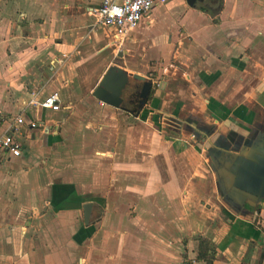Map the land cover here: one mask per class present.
<instances>
[{
    "label": "crops",
    "instance_id": "crops-1",
    "mask_svg": "<svg viewBox=\"0 0 264 264\" xmlns=\"http://www.w3.org/2000/svg\"><path fill=\"white\" fill-rule=\"evenodd\" d=\"M102 1L0 0V133L27 122L21 154L0 150V264H264V205H223L204 158L210 139L242 145L264 125V0H223L215 16L200 7L217 0H168L117 41L94 25ZM113 64L158 85L143 108L132 77L133 112L93 95ZM168 72L187 84L172 112ZM54 92L60 110L29 104Z\"/></svg>",
    "mask_w": 264,
    "mask_h": 264
},
{
    "label": "water",
    "instance_id": "water-1",
    "mask_svg": "<svg viewBox=\"0 0 264 264\" xmlns=\"http://www.w3.org/2000/svg\"><path fill=\"white\" fill-rule=\"evenodd\" d=\"M204 1L187 0V3L195 7L197 2ZM130 77L143 83L139 102L141 109L148 101L153 87L152 79L139 73L129 74L118 64L108 67L93 95L104 104L133 112L126 106V91L130 86ZM168 117L174 123L183 124L181 119ZM193 134L196 135L198 132L191 131L190 135ZM220 146L212 138L207 142L206 149L212 160L211 167L216 174L218 188L226 203L237 213L252 211L258 205H264V141L246 138L242 145ZM93 207L92 201L83 204L86 224L91 221Z\"/></svg>",
    "mask_w": 264,
    "mask_h": 264
},
{
    "label": "built area",
    "instance_id": "built-area-1",
    "mask_svg": "<svg viewBox=\"0 0 264 264\" xmlns=\"http://www.w3.org/2000/svg\"><path fill=\"white\" fill-rule=\"evenodd\" d=\"M167 2L168 0H103L98 7L91 10L90 14L95 18L94 25L111 28L115 32L114 41H117L136 29L141 21L149 16L154 6ZM29 104L40 105L52 110L61 109L58 92L46 96L43 100L31 98ZM2 118H4V113L0 108V119ZM6 121L8 127L0 133V150H6L14 156H19L22 143L18 133L27 122L22 114L10 116L6 118ZM28 125L35 128L40 126V123L31 121ZM192 137H195V134Z\"/></svg>",
    "mask_w": 264,
    "mask_h": 264
},
{
    "label": "rangeland",
    "instance_id": "rangeland-1",
    "mask_svg": "<svg viewBox=\"0 0 264 264\" xmlns=\"http://www.w3.org/2000/svg\"><path fill=\"white\" fill-rule=\"evenodd\" d=\"M130 44H126V45H123V47L122 48H125V47H131V46H129ZM115 48V46H113V47H111V48H109L108 49V52L110 53V55H111V57L113 56L114 57V61L115 62H117V61H119V60H121L123 63H124V58L123 59H121L120 57H123V56H120L119 54L120 53H118V52H116V53H113V49ZM117 48V47H116ZM123 51H125V49H121L120 50V52H123ZM136 58H134L132 55H129V56H127V60H128V62L129 63H132L131 61H133V60H135ZM120 61V62H121ZM121 62V63H122ZM176 63H177V66H179L181 69H184V68H186V66L184 65V64H182L179 60H177L176 61ZM149 73H151V72H148V75H149ZM154 73H156V72H154ZM165 79H168V80H170V81H173L174 82V84L172 85V92L173 93H175V94H173V93H171L172 95V97L169 99V100H171L168 104H167V106H166V111H169V112H172L175 108H177L178 107V101L180 100V99H182L181 97H180V94H179V92L180 91H184V90H187V84L186 83H184L183 82V80L182 79H174V76H172L171 75V73H167L166 75H165ZM164 79V80H165ZM175 80V81H174ZM131 81L133 82V81H135V79H131ZM156 87V89L158 88V85L156 84L155 85ZM162 87H165V83H163L162 84ZM156 89L155 90H153V92H155L156 91ZM164 89V88H163ZM183 96V95H182ZM183 100V99H182ZM202 103V102H201ZM188 106H190L189 105V102H188ZM199 104L197 105V107L199 108ZM188 108H190V107H188ZM185 110H187V109H185ZM160 118V120L161 121H163V123L161 124V128H163V129H167V130H172L173 131V129H172V127H170V126H175V127H177L178 129L180 128V127H178V123H176V124H174V122L173 121H171V119L168 117H166V116H161V117H159ZM185 133H184V136L186 137L187 135H189L190 133H191V130L190 129H187V130H185L184 131ZM169 133L170 134H168V135H177L175 132H171V131H169ZM166 134V133H165ZM180 138H182V137H180ZM192 141V140H191ZM204 158H208V164H209V166H211V163H212V160H211V158L209 157V153L208 152H205V154H204ZM202 161H203V157H202ZM204 169H205V171L207 170V171H209L210 172V170L206 167V166H204ZM210 174L211 173H209L208 175H209V177H207V178H205V180H210V178H211V180H212V177H210ZM212 182V181H211ZM218 185L215 183V184H213V183H211V184H209L208 186H207V188L208 189H217V195L220 197V200H221V202L223 203V205H225L227 208H230L231 210H233L227 203H226V200L223 198V195H222V193H221V191L219 190V188L217 187ZM234 211V210H233ZM235 212V211H234ZM235 213H237V212H235ZM210 216H212L211 214H209ZM218 215V214H217ZM216 215V216H217ZM206 216H207V214H206ZM214 216V215H213ZM220 217V218H219ZM219 217H217V218H219V219H216L215 220V225H216V227H218V223H220V221L223 223V224H225V223H227L226 222V218L228 217L226 214H225V212H224V208L222 209V206H221V210H220V213H219ZM208 219V218H207ZM210 220H212V219H210ZM217 230H218V232H220V229L219 228H216ZM220 234V233H219Z\"/></svg>",
    "mask_w": 264,
    "mask_h": 264
},
{
    "label": "flooded vegetation",
    "instance_id": "flooded-vegetation-1",
    "mask_svg": "<svg viewBox=\"0 0 264 264\" xmlns=\"http://www.w3.org/2000/svg\"><path fill=\"white\" fill-rule=\"evenodd\" d=\"M142 85H143V83H142ZM142 85H141V87H142ZM152 91V90H151ZM151 93V92H150ZM137 96L140 98V90H138L137 91ZM137 99L138 100V102H140V99ZM148 100H149V98H148ZM133 100H131V101H129V102H132ZM128 102V103H129ZM263 122H261V124H262ZM260 124V125H261ZM258 130H259V132L258 133H255L254 134V136H253V140L254 141H257V140H260V141H264V138H263V136H264V125L262 126H259V128H258ZM200 133V132H199ZM196 134L195 135V137H197V139L199 138L200 139V141H202V140H204L205 141V135H203V134ZM217 140V142L220 144V145H223V146H226V145H231V144H229L228 142H226V140H222V139H220V138H217L216 139ZM233 145V144H232Z\"/></svg>",
    "mask_w": 264,
    "mask_h": 264
},
{
    "label": "trees",
    "instance_id": "trees-1",
    "mask_svg": "<svg viewBox=\"0 0 264 264\" xmlns=\"http://www.w3.org/2000/svg\"><path fill=\"white\" fill-rule=\"evenodd\" d=\"M210 3H211V1H210ZM222 5H223V0H217L216 4H212V3L210 5L206 4V5L201 6L200 9H202L203 11H206V12L215 16L220 12ZM152 94H153V92L151 91L149 98L152 97ZM207 261H208V264H212V260L209 259V257H208Z\"/></svg>",
    "mask_w": 264,
    "mask_h": 264
}]
</instances>
